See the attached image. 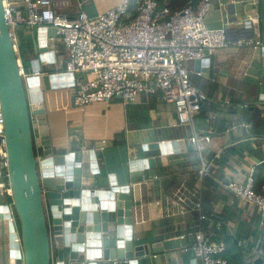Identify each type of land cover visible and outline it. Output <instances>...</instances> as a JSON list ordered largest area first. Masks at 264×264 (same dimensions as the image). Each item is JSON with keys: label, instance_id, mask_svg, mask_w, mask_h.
I'll list each match as a JSON object with an SVG mask.
<instances>
[{"label": "crops", "instance_id": "crops-1", "mask_svg": "<svg viewBox=\"0 0 264 264\" xmlns=\"http://www.w3.org/2000/svg\"><path fill=\"white\" fill-rule=\"evenodd\" d=\"M10 2L22 17L26 16L22 0ZM119 3L120 0H65L55 10L70 19L80 10L95 17ZM210 3L205 17L209 28H224L230 44L237 40L252 41L257 49L264 50V0H236L235 3L211 0ZM248 19H251L249 27L244 25ZM45 31L48 29L44 27L15 29L17 48L30 46V52H25L23 58L27 61L25 71L32 77L34 62L39 66L38 76L65 73L66 54L58 40L54 57L33 51V38L45 40ZM216 55L188 64L192 84L207 98L188 125L177 123L172 104L158 94L139 95L128 104L116 97L79 108L71 105L73 88L43 92L51 149L61 155L94 152L99 173L85 175L82 184L96 181L97 186L92 187L96 190L106 189L113 182L117 186L129 185L131 162L159 155L150 145L175 140L184 144L178 154L163 155L161 165L155 166V177L149 178L148 171L144 170V181L131 185L134 207L130 234L134 247H142L148 254L147 264H155L154 256L160 264H201L183 247L173 245L168 251L160 247L161 243L178 240L180 236H184L185 247H189L196 231L204 233L212 243L233 238L249 251L248 263L264 264L260 247L264 224L259 214L252 205L233 197L226 189L228 181L243 182L251 168L264 167V106L254 105L252 87L235 82L215 69L212 60ZM76 79L85 81L88 75L79 74ZM246 106H253V110L243 115ZM191 137H196L194 146L188 143ZM102 142L105 144L101 149ZM201 163L210 166L206 176L198 174ZM183 189L190 195L184 204H179L176 193ZM262 191L264 195V187ZM7 198L8 194L0 192V204L7 203ZM195 202L201 205L204 214L211 215L208 220L200 219L193 209ZM46 215L48 218L47 210ZM2 243L6 251L7 232L2 242L0 239V246ZM66 250V259L75 257L85 262L83 253L71 254ZM55 251L52 248V264H55ZM258 260L261 261L258 263Z\"/></svg>", "mask_w": 264, "mask_h": 264}, {"label": "water", "instance_id": "water-1", "mask_svg": "<svg viewBox=\"0 0 264 264\" xmlns=\"http://www.w3.org/2000/svg\"><path fill=\"white\" fill-rule=\"evenodd\" d=\"M8 28L0 0V112L7 144L9 185V199L0 204L1 242L8 234L7 250L4 243L0 246V264H52V248L56 250L55 264H65L66 249L71 254L83 253V264H147L148 254L142 247H134L130 234L132 186L144 181V170L149 178L155 177V166L161 165L163 155L178 154L184 144L175 140L150 145L159 155L131 162L129 185L117 186L113 182L103 190L92 188L97 186L96 181L83 185L85 175L99 173L96 155L81 151L55 154L50 146L43 102V92L72 88L73 75L22 78L20 53L13 47ZM45 32V40L33 38V51L54 57L55 29ZM235 43L216 50L212 64L226 77L252 87L254 105L264 106V50ZM32 66L33 73L40 72L37 62ZM252 110L253 106L244 107L243 115ZM173 245L185 248V241L170 240L160 247L168 251ZM154 263L160 264L156 256Z\"/></svg>", "mask_w": 264, "mask_h": 264}, {"label": "built area", "instance_id": "built-area-1", "mask_svg": "<svg viewBox=\"0 0 264 264\" xmlns=\"http://www.w3.org/2000/svg\"><path fill=\"white\" fill-rule=\"evenodd\" d=\"M210 1L200 0L197 7L189 2L173 11L164 6L160 10V14L167 17L164 21L155 16L157 0H120L116 7L98 16L90 17L80 10L73 19L55 10L65 0H22L25 17L10 0H1V3L5 22L9 26L8 36L16 50L15 29L18 26L55 29L56 40L62 44L66 54L65 73L73 75L76 107L108 102L116 97L128 104L139 95L158 94L162 100L172 104L177 123L188 125L192 124L207 99L192 84L188 64L231 45L224 28H209L205 23ZM250 23L251 19H248L244 25L249 27ZM235 44L256 46V43L245 40ZM19 70L22 78L31 76L22 66ZM79 74H87L88 79H76ZM38 75L34 73V76ZM188 143L194 146L196 137L188 139ZM104 144L102 142L101 149ZM209 167L201 163L199 176H206ZM7 170V144L0 112V192L6 194L9 193ZM253 175L254 169L251 168L243 182L228 181L226 189L233 197L252 205L264 224V195L254 191ZM189 195L186 189L178 190L176 200L184 204ZM193 209L199 213L201 220L211 217L201 211L198 202L193 204ZM179 239L184 240V236ZM15 241L19 242V239ZM184 251L191 252L201 264H228L222 258L224 243H212L201 231L193 234L191 245ZM261 254L259 251L258 255ZM65 264L83 262L68 257Z\"/></svg>", "mask_w": 264, "mask_h": 264}, {"label": "trees", "instance_id": "trees-1", "mask_svg": "<svg viewBox=\"0 0 264 264\" xmlns=\"http://www.w3.org/2000/svg\"><path fill=\"white\" fill-rule=\"evenodd\" d=\"M192 3L193 6L197 7L200 0H157V10H156V18L160 21H164L167 19V17H164L160 14L161 8L164 6H167L171 11L175 9H179L183 6H185L187 3ZM18 51L20 53V59L23 65V69L25 71V68L27 66V61L23 58V54L30 52V46H21L18 48ZM26 72V71H25ZM256 125V123H255ZM262 172H264V167L257 168V170L254 169V185L253 189L256 193L263 195L262 187H264V176H261ZM262 233V240H261V249L264 252V229L261 232ZM224 245H225V251L222 254V258L228 263V264H250L246 261V257L249 254V251L246 250L245 246L238 245V241L227 237L224 239Z\"/></svg>", "mask_w": 264, "mask_h": 264}]
</instances>
